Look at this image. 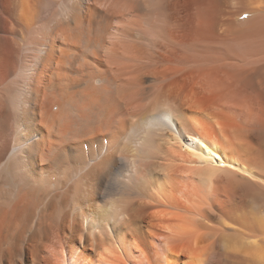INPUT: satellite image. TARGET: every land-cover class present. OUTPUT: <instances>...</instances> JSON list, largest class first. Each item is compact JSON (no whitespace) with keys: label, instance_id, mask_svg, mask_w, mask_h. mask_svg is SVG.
Listing matches in <instances>:
<instances>
[{"label":"bare ground","instance_id":"bare-ground-1","mask_svg":"<svg viewBox=\"0 0 264 264\" xmlns=\"http://www.w3.org/2000/svg\"><path fill=\"white\" fill-rule=\"evenodd\" d=\"M0 264H264V0H0Z\"/></svg>","mask_w":264,"mask_h":264},{"label":"snow or ice","instance_id":"snow-or-ice-1","mask_svg":"<svg viewBox=\"0 0 264 264\" xmlns=\"http://www.w3.org/2000/svg\"><path fill=\"white\" fill-rule=\"evenodd\" d=\"M246 18V17H245Z\"/></svg>","mask_w":264,"mask_h":264}]
</instances>
